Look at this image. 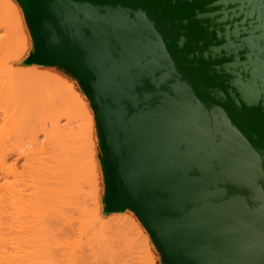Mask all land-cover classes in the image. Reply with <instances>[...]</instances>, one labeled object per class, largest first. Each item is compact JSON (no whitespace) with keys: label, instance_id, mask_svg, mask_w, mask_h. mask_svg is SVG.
Listing matches in <instances>:
<instances>
[{"label":"water","instance_id":"obj_1","mask_svg":"<svg viewBox=\"0 0 264 264\" xmlns=\"http://www.w3.org/2000/svg\"><path fill=\"white\" fill-rule=\"evenodd\" d=\"M18 1L91 99L109 211L165 264H264V0Z\"/></svg>","mask_w":264,"mask_h":264},{"label":"rangeland","instance_id":"obj_2","mask_svg":"<svg viewBox=\"0 0 264 264\" xmlns=\"http://www.w3.org/2000/svg\"><path fill=\"white\" fill-rule=\"evenodd\" d=\"M6 1L7 0H0V69L3 68V63L5 62L12 67V71L13 70H20V71L26 72L30 67H35L38 70V72L36 73V76L34 74V78H22V79H18V80L17 79L13 80V78H11L12 76H10V78H9V76H7L8 74H4L3 71L0 70V72L2 71L3 75H5V76H3L1 73V75L4 77V80L0 76L2 79V80L0 79L1 80L0 81L1 86L5 87V88L1 87L2 88L1 92H3V90L5 89V92H3V93H5V95L3 96L0 94V96L1 97L3 96L5 98H2V100H1V97H0V100L2 102L4 100L3 103L0 101V104L2 103L3 106L4 105L9 106V107H7L8 109L6 108L7 110H4V111L10 112L11 109L13 108L12 110L14 112L13 113L11 111L10 113L12 115H8V117L6 116L7 118H5L4 115H7L8 112L7 113L3 112V110L0 109V132H1V129H3L2 130L3 132L0 133V137L2 136L0 138V146H3V148L0 147V156L2 153L4 155L5 154L7 155V156L3 155L4 157L7 158L4 161V166L7 169L3 167L5 172L4 171L2 172L1 170H3V169L0 168V171H1L0 172V217H1L0 218V220H1L0 225L1 226L4 225L3 227L0 226L1 230H2V232H0V235H2V236H0L1 237L0 240L3 239V241H5L4 240L5 238H2V237H6V235L8 237L9 235L6 233L9 232V234L11 233L12 236L11 235L10 236L13 238V240H12V238H10V239L12 240V242L14 241L12 243L11 240L10 241H9V239L7 240V237H6L7 242L12 243V245H13L12 246L11 244H8V243L6 244L7 246L10 245L9 248L13 247L12 248L13 251L9 248L4 247L7 250L6 253H8V251H10V252L12 251V253H13V256L8 255L10 253L5 254L4 256H7V257L10 256L9 258L6 257L7 258L6 260L8 261V259H11L12 257H13V259L15 257L17 259L24 257L25 259L28 258V259H26V260H28V262L26 260L22 261V262L18 260L20 263L15 261V264H17V263L18 264H26V263L33 264L32 255L34 254L33 256H35L36 259L39 258L38 259L39 264L40 263H42V264H81V263H79V261L82 262V260H83L81 258L82 253L86 254L88 252H91L90 254L89 253L86 254L87 257L92 256L91 258H93V257H95V256H93L95 254H97L99 256L96 255L95 258L90 259V263H88L89 260H87L86 264L87 263L88 264H94L95 261H96L95 264L96 263L97 264H102V263H104V264L105 263H107V264H129V263L141 264L143 261L144 262L142 264H165L162 251L157 246V244L155 243L151 234L147 230L146 226L143 224V222L140 220V218L138 217V215L136 214V212L134 210H132L130 208H126V209L119 211V212H110L108 209V206L106 203V182H105L104 166H103L104 154H103V152L101 150V146H100L99 130H98L97 122H96L95 109L92 105L91 99L89 98V96L85 92V90H84L83 86L81 85V83L79 82V80L73 74H71L69 71H67L66 69L59 67V66L39 65V64H35L33 62V60L35 58V42H34V39L31 35V31H30L28 23H27V19L25 16L24 9L18 0H10L11 3L10 2L9 3L11 4V7L13 9H10L7 6V4H5L8 2V1L7 2ZM13 28L16 29L15 37L17 38L18 48L14 51V53L12 55H11V53L9 55L7 53V51H5V48L7 47V38L11 39V34L13 32L12 31ZM29 70H31V68ZM30 74H32V73H30ZM6 78H7V80H6ZM23 79H29V80L31 79L32 81H33V79H35L34 81L36 83L39 80L41 86L38 83L36 84V83H33L32 81L23 80ZM45 79H48L50 81L58 80L59 83L65 84L67 87H69L68 89L71 88L72 91L69 90L70 93L68 92L69 94L67 93L68 95L66 94V96L64 98V100L67 101L66 105L68 107H70L69 108V111H70L71 108L73 107V106H71V105H73V103H71V102L76 100V101H74V103H75L74 105H77V106H75L76 109L78 108V106L80 108V109L78 108L80 113H78L79 111L76 112V110H74L75 107H73L74 109L72 110V113H70L71 117L73 116L74 120L77 119L76 123H75V121H73L72 129H73V132L75 131V133L79 132L80 137L77 135H75V137H77V139L79 137L80 139H78V142H76L75 137H73V136L70 139H71L72 143L75 140L76 144H74L75 143L74 142L73 145H76V147L78 149L80 147H78L77 145L84 147V150H83L84 155H82V153H81L80 155L78 154V157L79 156L81 157V158L79 157V159L82 160V163L84 161L85 165L83 164V167L86 166V167H84L85 169L83 168V170L85 171L87 168V170L84 172L85 177L82 178L83 182L81 180L80 185H79V187H80L79 190L81 191V188L84 190V193L82 191V192H80V195L82 196L84 194L83 196L86 199H88L87 200L88 202L87 201L85 202L84 197H80V198H83L85 204H84V202H82V199H80L81 201L78 199L79 197L78 198L76 197V199H75V198H69V196H68L67 197L68 199L60 200L62 198H60V197L57 198L55 196H52L51 193L50 194H46V193L44 194L43 193V194H41L42 197L39 196V193H38L40 191L46 190L45 186H40V181L42 180V178H41V172H42L41 162H43L45 164L47 163L46 164L47 166L49 164L48 167H53L54 164L52 163L51 160H52V156L55 155V154L54 155L52 154L51 150H46L45 147H44V149L46 151L41 150L39 148H35V147L31 149V146L29 145L31 143L28 144V142H31V139H30L31 137L28 136V135L32 134V133L28 134V130L31 128V126H32L33 130L31 128V130H29V133H30V131H35V130L37 131V129L39 127L42 128L43 124H45V123L48 124V119L50 121L51 120L50 118H52L53 116L56 115V114L52 113L53 112V110L51 109V105H52L51 103L52 102L50 101L52 99L47 100V98H50L49 96L53 97V95H57L58 93H55L57 91H54L57 89L55 88V85L51 84L54 86V87H52L49 84L51 82L48 81V83H46ZM5 80H6V82L7 81L8 82L7 83L4 82V84H3L2 82ZM44 81L46 84L50 85V86L48 85L47 87H45L46 90L43 89L44 86L42 87V85L46 86V84H44ZM8 86H10V87H8ZM11 86H13L14 88ZM48 87H49V89H51L53 91L47 89ZM21 88L23 89V91H22L23 94L20 93L22 90ZM10 90L11 91L14 90V91L11 92ZM17 90H18V92H17ZM41 90H43V91H41ZM73 90H74V92H73ZM24 91L26 93H24ZM49 91H51V93ZM53 92L55 94H53ZM18 93H20V94L18 95ZM7 95H8V97H7ZM72 95L73 96L78 95L77 97L80 96V98H77L76 96H74V98H72L71 97ZM17 96H19L21 98H18ZM81 96L83 97L84 100L81 99L82 98ZM62 97H64V96H62ZM8 98H9V100H8ZM19 99L21 102L19 101ZM72 99H73V101H71ZM62 100H63V98L61 99V101ZM10 101H11V103H10ZM57 101H60V100H57ZM61 101H60V103H61ZM78 101H81V102H78ZM82 102L83 103L85 102L84 106L87 103L86 105L88 106L89 111L93 115V117L91 119L88 117L90 119V125H85V124H87L86 122L89 119L87 118V116H86L87 119L85 118V115H87L88 113L84 114V112H86L87 109L85 111L82 109L84 112L81 111L80 104ZM48 103H49V105H48ZM64 103H66V102H64ZM83 103H82V107L84 108ZM57 104L59 105V103H57ZM15 105H17V106H15ZM1 107L2 106L0 105V108ZM4 107H2V108H4ZM57 107H58L57 110L59 111L58 113H60L64 106L62 108H61V106H57ZM54 111H55V109H54ZM67 113L69 114V112H67ZM2 114H4L3 118H2ZM51 114H53L52 117H51ZM68 114L66 116L62 113V115L65 116V118H64L65 120H67V117L70 118V114H69V116H68ZM16 115H17V117H16ZM57 115H59V114H57ZM60 115H61V113H60ZM9 116H11V117H9ZM19 116L24 117V118L23 117L21 118L23 120L24 124H22L23 122H22V120H20ZM14 117L17 119L16 121L13 119ZM10 118H11V120H10ZM73 119H71V121ZM7 120H8V122H7ZM1 121H6V123L4 124V122H3V124H1L2 123ZM25 121H28V122H25ZM25 123L27 126H25ZM38 123H40V124H38ZM8 124H10V126ZM37 125H39V127ZM33 126H35V127L37 126V127L34 128ZM86 126H87V129H86ZM15 130H17V131H15ZM10 131H12V133ZM5 132H6V134H3ZM24 133H27V134H24ZM6 136H8V137H6ZM82 136L85 139L82 138ZM81 138H82V141H84V142L79 141V140H81ZM72 139H74V140L72 141ZM1 141H2L3 145L1 143ZM4 141H6V143H4ZM66 142L70 143L67 140H66ZM67 143H65V144H67ZM6 144L7 145L9 144V146H7ZM62 145H63V141H62ZM84 145H87V146H84ZM5 146H7V147H5ZM72 146L70 143V147L75 149V147H72ZM46 147H48V149H50V147H51V149L53 150V146L49 147V145H48ZM67 147L69 150V146H64V148H66V149H67ZM85 147L88 150H86ZM5 149H7V150H5ZM3 150H4V152H3ZM9 150L14 151V153L9 154ZM12 151H10V152H12ZM19 151H21L22 153L21 152L19 153ZM53 151H56V150L54 149ZM49 152H51V156L48 155ZM58 152L59 151H57V153ZM17 153H19V154H17ZM77 153H78V151H77ZM28 154H29V156L27 157ZM3 156H1L0 159H2ZM48 156L50 157V161L48 160L49 159ZM17 158H20V159H17ZM16 159L18 161H16ZM6 160H7L8 165L6 164ZM50 162H51V164H50ZM0 165L2 166L1 163H0ZM11 165L14 166L13 169L15 168L13 172L10 171V169H12ZM49 169H52V168H49ZM50 172H52V170L49 171V173ZM49 173H47V174H49ZM86 175H88V176H86ZM49 176H50V174H49ZM9 186H10V188H9ZM49 189L54 190L55 188L50 187ZM8 193H9V197L6 196V195H8ZM85 193L86 194L90 193V196L86 195ZM6 197H7V199H6ZM8 198L9 199L12 198V199L8 200ZM5 200L8 201V203H9V201L12 203L7 204V202H5ZM82 205H83V207H87V206L89 208L91 207L90 209L93 211V213H91L92 211L90 212L89 210L88 211L91 213V215H90V213H87L88 211H85L87 209L83 208ZM90 220H91V222H89ZM39 224H41L42 228L44 227L43 229H40L42 231H39V232H42L43 234H39V232H38L36 235L33 236L34 231L36 228H38L37 225H39ZM81 226H83V228ZM93 228H94V230H93ZM80 230L81 231L83 230L82 233ZM26 231L28 232V234H26L27 233ZM4 232H6V233H4ZM44 234H45V236H44ZM74 234H75V236H74ZM80 234H81V236L79 237ZM95 234L97 235V239H95ZM41 235H43L45 240H44V238L41 237ZM28 236L30 237L29 240H28ZM35 236L36 237L38 236L39 238L41 237L43 239L42 240L41 238L40 239L38 238L40 241L42 240V242H40V244H38L39 243L38 239H37L38 243H34L35 241L33 242ZM72 236H73V239H71ZM19 237L20 238L26 237L24 239L25 240L27 239V241H26L27 243H29V242L30 243L33 242V243L30 245L25 244V242H23L24 239L22 241V240H20ZM32 237H34V238H32ZM91 238L92 239L94 238V239L92 240ZM98 240L99 241L101 240V242H99ZM21 241L24 243V244L22 243V245L24 247L18 246V244L21 245L20 244ZM91 241L93 242V244ZM1 242H2V240H1ZM43 242H44V244H43ZM105 242H106V244H105ZM33 244H35V245H33ZM36 244L38 246H36ZM31 245L35 246L36 248H34ZM83 245H85L84 246L85 248H82ZM94 245H96L95 247H97V248H95ZM103 245H105V246H103ZM0 246H2V245H0ZM27 246H29V248ZM78 246H82V247H78ZM37 247H39V248L37 249ZM120 247H122V248H120ZM42 248H43V250H42ZM88 248L91 250L89 251ZM82 249H84V250H82ZM2 250L5 251V249H2ZM81 250H82V252H81ZM22 251H24V253L26 252L25 254L30 255V256L27 257V255H25V254L23 256ZM95 251H96V253H94ZM107 252H109V253H107ZM111 252H112V254L116 253V252L117 253L112 255ZM17 253H20V255H22V256H20L19 254H18L19 256L18 255L15 256V254H17ZM39 253H41L42 255ZM105 254H108V255L106 256ZM2 255L3 254H1L0 257H3L5 259V257ZM86 255H84V257ZM115 255H116V257H115ZM79 256H80V260L78 261ZM100 256L103 257V260L101 263L97 262V259ZM111 256H113L114 259H111ZM90 257H88V258H90ZM102 257H100V258L102 259ZM139 257H140V259H139ZM128 258H130V259H128ZM1 259L2 258H0V261H1ZM104 259L107 260V262ZM116 260H117V262H116ZM98 261H100V260L98 259ZM103 261H105V262H103ZM108 261H109V263H108ZM111 261H113L114 263ZM3 263H4V261H3ZM7 264H9V263H7ZM83 264H85V262Z\"/></svg>","mask_w":264,"mask_h":264},{"label":"bare ground","instance_id":"obj_3","mask_svg":"<svg viewBox=\"0 0 264 264\" xmlns=\"http://www.w3.org/2000/svg\"><path fill=\"white\" fill-rule=\"evenodd\" d=\"M7 1H8V2H7ZM7 1H6L7 3H5V4H7V6H8L10 9H13V8L11 7V4H10L11 2H10V0H7ZM9 2H10V3H9ZM5 7H6V6H5ZM12 31H13V32H12V34H11V39H8V38H7V47L5 48V51H7V53H8L9 55H10V53H11V55H12V54L14 53V51L18 48V46H17V44H18V42H17V38L15 37L16 29L13 28ZM9 55H8V56H9ZM8 66H9V67H8ZM10 67H11L10 65H8L7 63L4 62V63H3V68L0 69V70H2L4 74H8L7 76H9V78H10V76H12L11 78H13V80H15V79L18 80V79H22V78H34V74H35V76H36V73L38 72V70H37L35 67H30L31 70H29V69H30V68H29V69H28L29 71L27 70L26 72H24V71H20V70H13V71H12V67H11V68H10ZM22 69H23V68H22ZM23 70H24V69H23ZM2 71L0 72V76H1V77L3 78V80H4V77H3V76H5V75H3ZM16 72H17V73H16ZM1 73H2L3 76L1 75ZM21 73H22V74H21ZM30 73H32V74H30ZM29 74H30V75H29ZM1 77H0V79H1ZM1 80H2V79H1ZM1 80H0V81H1ZM6 80H7V78H6ZM6 80L3 81L2 83L4 84V82H6ZM8 80H9V79H8ZM23 80H29V79H23ZM34 80H35V79H33V81H32V80L30 79L29 81H32L33 83H36ZM37 80H38V79H37ZM11 81H12V80H11ZM20 81H21V80H20ZM45 81H46V83H48V81L51 82V83H49V84H50V85H51V84L55 85V88L57 89V90H54V91H57V92H55V93H58L57 95H53V97H52V96H49L50 98H47V100H48V99H52V100H50V101L52 102V103L50 102V103L52 104V105H51V109L53 110L52 113H53V114H56V115H55L56 117H55V116L52 117L53 114H51V117H52V118H50V119H51L50 121H49V119H48V124H47V123L43 124L42 128L39 127V125H37V126L39 127V128H38L39 130L37 129V131L34 129L35 131H30V133H29V130H31L32 126H31L30 129L27 127V128L29 129V130L27 129V130H28V134H31V133H32L31 135H28V136L31 137V138H30V139H31V142H28V144L31 143V144H29V145L31 146V149L35 147V148H39V149H41V150H45V149H44V147H45L46 150H51V152H52L53 155L55 154L54 156H52V160H51L52 163L54 164V165L52 164L53 167H48L49 164H48V166H47V165H46L47 163L45 164V163L41 162V164H42V165H41V166H42V168H41V169H42V172H41V178H42V180L40 181V186H45V187H46V190H45V191H40V192H38V193H39V196H41V194H43V193H44V194H45V193H46V194H50V193H51L52 196H55V197H57V198H59V197L62 198V199H60V200L68 199V198H67L68 196H69V198H75V199H76V197H77V198L79 197L78 199H79V200L82 199V202H84L83 198H80V197H84V196H83L84 194H83L82 196L80 195V192L83 191V193H84V190L81 188V191H80V190H79V189H80L79 185H80V182H81L82 178L85 177V176H84V174H85L84 172L87 170V168H86L85 171L83 170V168L86 167V166L83 167L84 161H83V163H82V160L79 159L80 156L78 157V154L80 155V154L82 153V155H84V154H83V152H84V151H83V150H84V147H82V146H80V145H77L78 147H80V148L78 149V148L76 147V145H73V143L75 142V140H76V142H78V139H80V138H79V137H80V136H79L80 134H79V132H76V133H75V131L73 132L72 124H73V121H75V123H76L77 119L74 120V119H73V116L71 117V114H70V113H72V110L74 109L73 107L77 106V105H74V104H75L74 101H76V100H74V101H73V99L71 100V101H73V102H71V103H73V105H71V106H73V107H72L71 110L69 111V108H70V107H68V106L66 105V104H67V101H65L64 98H65L66 94L69 92V90L72 91V89H71V88L68 89L69 87H67L65 84L59 83L58 80H56V81H55V80L50 81V80H48V79H45ZM45 81H44V84H46ZM7 82H8V81H7ZM7 82H6V83H7ZM18 82H19V81H18ZM21 82H22V81H21ZM11 83H12V82H11ZM37 83L41 86L39 80L37 81ZM37 83H36V84H37ZM3 84H2V85H3ZM31 84H32V83H31ZM49 84H46V86H45V85H42V87L44 86L43 89L46 90L45 87H47ZM50 85H49V86H50ZM53 85H51V86L54 87ZM23 86H24V85H23ZM34 86H35V85H34ZM37 86H38V85H37ZM1 87H4V86H1V82H0V94L4 96L5 93H3V92H5V89H4L5 87L3 88V89H4L3 92H1V89H2ZM8 87H10V86H8ZM11 87H13V86H11ZM52 87H51V88H52ZM13 88H14V87H13ZM15 88H16V87H15ZM17 88H18V87H17ZM29 88H30V87H29ZM40 88H41V87H40ZM55 88H54V89H55ZM21 89H22V88H21ZM41 89H42V88H41ZM47 89H49V87H48ZM52 89H53V88H52ZM8 90H9V89H8ZM39 90H40V89H39ZM49 90H51V89H49ZM10 91H11V90H10ZM13 91H14V90H13ZM13 91H11V92H13ZM22 91H23V89L21 90L20 93L23 94ZM33 91H34V90H33ZM41 91H43V90H41ZM51 91H53V90H51ZM51 91H49V92L51 93ZM58 91H59V92H58ZM17 92H18V90H17ZM73 92H74V90H73ZM2 93H3V94H2ZM20 93H18V95H19ZM24 93H26V92L24 91ZM44 93H45V92H44ZM44 93H43V94H44ZM55 93L53 92V94H55ZM59 93H60V94H59ZM69 93H70V92H69ZM69 93H68V94H69ZM6 94H7V93H6ZM43 94H42V95H43ZM68 94H67V95H68ZM35 95H36V94H35ZM42 95H41V96H42ZM45 95H46V94H45ZM47 95H48V94H47ZM51 95H52V94H51ZM3 96H2V97L0 96V97H1V100H2V98H5V97H3ZM24 96H25V95H24ZM36 96H37V95H36ZM62 96H64V97H62ZM74 96H76V95H74ZM74 96L72 95L71 97L74 98ZM77 96H78V95H77ZM77 96H76V97H77ZM7 97H8V95H7ZM17 97H18V98H21V97H19V96H17ZM51 97H52V98H51ZM81 97H82V96H81ZM25 98H26V97H25ZM32 98H33V97H32ZM37 98H38V97H37ZM44 98H45V97H44ZM62 98H63L64 101H63V100L61 101ZM77 98H80V96L77 97ZM23 99H24V98H23ZM81 99L84 100L83 97H82ZM1 100H0V101H1ZM8 100H9V98H8ZM27 100H28V99H27ZM27 100H26V101H27ZM33 100H34V99H33ZM57 100H60L61 103H60V101H57ZM78 100H79V99H78ZM82 100H81V101H82ZM6 101H7V100H6ZM19 101H20V99H19ZM44 101H45V100H44ZM81 101H78V102H81ZM1 102H2V101H1ZM3 102H4V100H3ZM3 102H2V103H3ZM13 102H14V101H13ZM20 102H21V101H20ZM20 102H19V103H20ZM27 102H28V101H27ZM64 102H66V103H64ZM2 103H1L0 105H1L2 107H4L5 105L3 106ZM10 103H11V101H10ZM14 103H15V102H14ZM40 103H41V102H40ZM45 103H46V102H45ZM57 103H59V105H58ZM62 103H63V104H62ZM82 103H83V102H82ZM82 103H81V104L79 103V104H80V107H81V111H83V110L85 111V110L87 109L88 112H87V111H86V112L83 111L84 114H85V113H86V114L88 113L87 115H85V118H86V116H87V118L89 117V118L91 119V118L93 117V115H92L91 112L89 111L88 106L86 105L87 103L85 104V106H84V103H85V102L83 103V106H84L85 109L82 107ZM5 104H6V103H5ZM26 104H27V103H26ZM46 104H47V103H46ZM55 104H56V105H55ZM22 105H23V104H22ZM22 105H21V106H22ZM39 105H40V104H39ZM48 105H49V103H48ZM15 106H17V105H15ZM15 106H14V107H15ZM46 106H47V105H46ZM52 106H53V107H52ZM57 106H61V108H62L63 106L65 107V108L63 107L62 111L60 112L61 115H60V113H58L59 111L57 110V108H58ZM69 106H70V105H69ZM2 107H1L0 109H2L3 112H6V113L8 112L7 115H4L5 113L2 114V118H3L4 116H5V118H7L8 115H12L10 112H11V111L13 112V110H12L13 108H12L11 111L9 112V111H4V110H7V109H8L7 107H9V106H5L4 108H2ZM12 107H13V106H12ZM19 107H20V106H19ZM55 107H56V108H55ZM6 108H7V109H6ZM21 108H22V107H21ZM24 108H25V107H24ZM39 108H40V107H39ZM78 108H79V106H78ZM78 108L76 109V107H75L74 110H76V112H77V111H79ZM14 109H15V108H14ZM25 109H26V108H25ZM54 109H55V111H54ZM79 109H80V108H79ZM82 109H83V110H82ZM23 110H24V109H23ZM21 111H22V110H21ZM1 112H2V111H1ZM3 112H2V113H3ZM16 112H17V111H16ZM19 112H20V111H19ZM32 112H33V111H32ZM56 112H57V113H56ZM67 112H69V114H70V118L67 117V120H65V119H64V118H65L64 115L67 116V114H68ZM9 113H10V114H9ZM13 113H14V112H13ZM17 113H18V112H17ZM20 113H21V112H20ZM20 113H19V114H20ZM33 113H34V112H33ZM62 113H63L64 115H62ZM78 113H80V111H79ZM57 114H59V115H57ZM69 114H68V116H69ZM84 114H83V115H84ZM3 115H4V116H3ZM83 115H82V116H83ZM6 116H7V117H6ZM13 116H14V115H13ZM78 116H79V115H78ZM9 117H11V116H9ZM16 117H17V115H16ZM19 117H20V116H19ZM19 117H18V118H19ZM22 117H23V116L20 117V120H22V119H21ZM5 118H4V119H5ZM23 118H24V117H23ZM62 118H63L65 121H64ZM87 118H86V119H87ZM89 118H88V119H89ZM13 119H14L15 121L17 120L15 117H14ZM61 119H62L63 121H62ZM71 119H73V120L71 121ZM81 119H82V118H81ZM90 119L86 122L87 124H85V125H90ZM5 120H6V119H5ZM10 120H11V118H10ZM30 120H31V119H30ZM15 121H14V122H15ZM85 121H86V120H85ZM1 122H2L1 124H3V122H4V124L6 123V121H1ZM7 122H8V120H7ZM12 122H13V121H12ZM12 122H11V123H12ZM22 122H23V120H22ZM25 122H28V121H25ZM64 122H65V123H64ZM82 122H83V121H82ZM11 123H10V124H11ZM75 123H74V124H75ZM10 124H8V125L10 126ZM22 124H24V122H23ZM38 124H40V123H38ZM28 125H29V124H28ZM33 125H34V124H33ZM9 126H8V127H9ZM25 126H27L26 123H25ZM37 126H36V127H37ZM33 127L36 128L35 126H33ZM15 128H16V127H15ZM86 129H87V126H86ZM2 130H3V129H1V132H3ZM10 130H11V129H10ZM12 130H13V129H12ZM25 130H26V129H25ZM32 130H33V128H32ZM15 131H17V130H15ZM1 132H0V133H1ZM10 132L12 133V131H10ZM74 133H75V134H74ZM3 134H6V132L3 133ZM15 134H16V133H15ZM24 134H27V133H24ZM73 134H74V135H73ZM75 135L79 136L78 139H77V137H75ZM26 136H27V135H26ZM28 136H27V137H28ZM72 136L75 137V140L72 139V141L74 140L73 143L71 142V139H70V138H72ZM1 137H2V136H1ZM1 137H0V138H1ZM6 137H8V136H6ZM68 138H69V139H68ZM82 138H84V137L82 136ZM82 138H81V140H79V141L84 142V141H82ZM86 138H87V137H86ZM10 139H11V138H10ZM10 139H9V140H10ZM65 139H66L68 142H70V143H71V146L73 145L72 147H75L76 150H75L74 148H71V147H70V143H67ZM84 139H85V138H84ZM1 140H2V139H1ZM28 140H29V139H28ZM88 140H89V139H88ZM29 141H30V140H29ZM62 141H63V145H62ZM89 141H90V140H89ZM10 142H11V141H10ZM76 142H75L74 144H76ZM1 143H2V141H1ZM4 143H6V141H4ZM8 143H9V142H8ZM65 143H67L68 145L65 144ZM9 144H10V143H9ZM9 144H8V145L6 144V145L9 146ZM64 144H65V145H64ZM88 144H89V143H88ZM2 145H3V143H2ZM4 145H5V144H4ZM32 145H33V146H32ZM48 145H49V147H50V146H53V150L55 149L56 151H53V150L51 149V147H50V149H48V147H46V146H48ZM81 145H82V144H81ZM7 146H5V147H7ZM64 146H69V150H68V147H67V149H66V148H64ZM84 146H87V145H84ZM0 147L3 148V146H0ZM81 147H82L83 149H82ZM2 148H1V149H2ZM10 148H11V147H10ZM70 148H71V149H70ZM85 148H86V147H85ZM11 149H12V148H11ZM77 149H78V150H77ZM80 149H81V150H80ZM5 150H7V149H5ZM46 150H45V151H46ZM86 150H88V149L86 148ZM10 151H12V150H9V154H10V153H14V151H12V152H10ZM57 151H59V152L57 153ZM77 151H78V153H77ZM3 152H4V150H3ZM7 152H8V151H7ZM20 152H21V151H19V153H20ZM51 152H49L50 154L48 153V155L51 156ZM86 152H87V151H86ZM15 153H16V152H15ZM19 153H17V154H19ZM21 153H22V152H21ZM32 153H33V152H32ZM23 154H24V153H23ZM33 154H34V153H33ZM3 155H4V154L2 153L1 156H3ZM5 155H6V154H5ZM5 155H4V156H5ZM25 155H26V154H25ZM1 156H0V157H1ZM4 156L2 157V159H0V161H1L0 163L2 164V166L0 165V168H1V169H3V167L6 168V167L4 166V161H5V159H7V158L4 157ZM6 156H7V155H6ZM22 156H23V155H22ZM28 156H29V154L27 155V157H28ZM23 157H24V156H23ZM48 157H49V156H48ZM83 157H84V156H83ZM8 158H9V157H8ZM20 158H21V157H20ZM20 158H17V159H20ZM80 158H81V157H80ZM17 159H16V161H18ZM47 159H48V158H47ZM48 160L50 161V157H49ZM47 162H48V161H47ZM8 163H9V162H8ZM48 163H49V162H48ZM6 164H7V160H6ZM50 164H51V162H50ZM7 165H8V164H7ZM7 165H6V166H7ZM9 165H10V164H9ZM84 165H85V164H84ZM11 166H12V165H11ZM7 167H8V166H7ZM13 167H14V166H12V169H10V171H12V172H13L14 169H15V168L13 169ZM49 168H52V169H49ZM6 169H7V168H6ZM84 169H85V168H84ZM51 170H52V172L49 173V171H51ZM1 171H2V172H3V171L5 172L4 169L1 170ZM1 171H0V172H1ZM6 171H7V170H6ZM88 171H89V170H88ZM12 172H11V173H12ZM7 173H8V172H7ZM47 173H49L50 176H49V174H47ZM88 173H89V172H88ZM5 174H6V173H5ZM3 175H4V174H3ZM88 175H89V174H88ZM88 175H86V176H88ZM48 176H49V177H48ZM84 180H85V179H84ZM86 180H87V179H86ZM82 182H83V180H82ZM50 187H51V188L54 187L55 189H54V190L49 189ZM9 188H10V186H9ZM43 190H44V189H43ZM85 194H86V193H85ZM11 195H12V194H11ZM86 195H89V196H90V193H89V194L87 193ZM86 195H85V196H86ZM6 196L9 197V193H8V195H6ZM89 196H88V197H89ZM7 197H6V199H7ZM41 197H42V196H41ZM11 199H12V198H11ZM11 199L8 198V200H11ZM78 199H77V200H78ZM84 199H85V202L88 200V199H86L85 197H84ZM71 200H72V199H71ZM80 201H81V200H80ZM5 202H7V204H11V203H12V202H10V201H9V203H8V201H6V200H5ZM85 202H84V204H85ZM87 202H88V201H87ZM7 204H6V205H7ZM7 206H8V205H7ZM9 206H10V205H9ZM80 206H81V205H80ZM82 207H83V205H82ZM83 208H86V209H87V210H85V211H88V210H89L90 212L92 211V210L90 209L91 207L89 208V207L87 206V207H83ZM83 208H82V209H83ZM88 208H89V209H88ZM80 210H81V209H80ZM89 211H88L87 213H90ZM80 213H81V212H80ZM91 213H93V211H92ZM91 213H90V215H91ZM90 215H89V216H90ZM81 217H82V216H81ZM90 217H91V216H90ZM0 218H1V217H0ZM0 221H1V220H0ZM3 222H4V221H3ZM3 222H2V223H3ZM89 222H91V220H90ZM0 223H1V222H0ZM2 225H3V224H2ZM39 225H40V226H39ZM39 225H37L38 228H36L37 226L35 227L36 229H35V231H34L33 236L36 235L39 231H42V230H40V229H43V228H44V227L42 228L41 224H39ZM0 226H1V225H0ZM3 226H4V225H3ZM3 226H1V227H3ZM1 227H0V230H1ZM39 227H40V228H39ZM81 227L83 228V226H81ZM37 230H38V231H37ZM93 230H94V228H93ZM93 230H92V231H93ZM95 230H96V229H95ZM36 231H37V232H36ZM80 231H81V230H80ZM82 231H83V230H82ZM82 231H81V233H82ZM92 231H91V232H92ZM0 232H2V230H1ZM21 232H22V231H21ZM21 232H20V233H21ZM26 232H27V231H26ZM94 232H95V231H94ZM4 233H6V232H4ZM4 233H3V234H4ZM44 233H45V232H44ZM97 233H98V232H97ZM97 233H96V234H97ZM6 234L9 235L8 237H7V235H6L7 240L9 239V241H10V240H11L10 238H12V237H11V236H12L11 233L9 234V232H8V233H6ZM21 234H22V233H21ZM26 234H28V232H27ZM39 234H43V233H42V232H39ZM96 234H95V239H97V235H96ZM120 234H121V233H120ZM10 235H11V236H10ZM91 235H92V234H91ZM0 236H2V235H0ZM4 236H5V235H4ZM23 236H24V235H23ZM25 236H26V235H25ZM38 236H39V235H38ZM38 236H37V237L35 236V238H34V237H32V238H34V240H33V242L35 241L34 243H38V242H39L38 244H40V242H42V240H43L42 238H44V237H43V235H41L42 238H41V237H40V238H41L42 240L40 241V240H39L40 238H39ZM44 236H45V234H44ZM74 236H75V234H74ZM80 236H81V234L79 235V237H80ZM119 236H120V235H119ZM6 237H2V238H5V239H4L5 241H3V239H1V240H2V242H1V240H0V245H2V246H0V247H1V248H0V250H1V251H0V252H1L0 255L3 254L2 256H4L5 254L10 253V254H8V255H12V256H13V253H12V251H13L12 248H13V247H12V248H9L10 245H8V246L6 245L7 243L12 245V243L14 242V241L12 242L13 238H12V240H11L12 243H9V242H7V240H6ZM20 237H21V236H20ZM20 237H19V238H20ZM26 237H27V236H26ZM26 237H24V238H26ZM0 238H1V237H0ZM24 238H20V240L23 241ZM29 238H30V237L28 236V240H29ZM38 238H39V239H38ZM37 239H38L39 241H38ZM71 239H73V236L71 237ZM91 239H92V238H91ZM93 239H94V238H93ZM93 239H92V240H93ZM98 239H99V238H98ZM105 239H106V238H105ZM105 239H104V240H105ZM18 240H19V239H18ZM20 240H19V241H20ZM31 240H32V239H31ZM44 240H45V238H44ZM79 240H80V239H79ZM104 240H103V241H104ZM22 241L20 242L21 245L18 244L19 247H20V246H21V247H24V246L22 245L23 242H25V244H29V245L33 243L32 241H31L32 243H30V242L27 243V242H26L27 239H26V240L24 239L23 242H22ZM37 241H38V242H37ZM73 241H74V240H73ZM95 241H96V240H95ZM98 241H99V240H98ZM103 241H102V242H103ZM87 242H88V241H87ZM91 242H92V241H91ZM99 242H101V240H100ZM2 243H3V244H2ZM66 243H67V242H66ZM88 243H89V242H88ZM23 244H24V243H23ZM43 244H44V242H43ZM92 244H93V242H92ZM102 244H103V243H102ZM105 244H106V242H105ZM33 245H35V244H33ZM33 245H31V246H33ZM96 245H97V244H96ZM96 245H94V247H95ZM129 245H130V244H129ZM132 245H133V244H132ZM12 246H13V245H12ZM18 246H17V247H18ZM36 246H38V245L36 244ZM84 246H85V245H83V247H82V246H78V247L85 248ZM103 246H105V245H103ZM134 246H135V245H134ZM4 247L9 248V249H11L12 251H11V252L8 251V253H6L7 250H6V248H4ZM27 247L29 248V246H27ZM33 247L36 248L35 246H33ZM86 247H87V246H86ZM101 247H102V246H101ZM101 247H100V248H101ZM112 247H113V246H112ZM118 247H119V246H118ZM15 248H16V247H15ZM38 248H39V247H37V249H38ZM95 248H97V247H95ZM108 248H109V247H108ZM120 248H122V247H120ZM2 249H5V251L2 250ZM9 249H8V250H9ZM116 249H117V248H116ZM116 249H115V250H116ZM16 250H17V249H16ZM19 250H20V249H19ZM19 250H18V251H19ZM42 250H43V248H42ZM42 250H41V251H42ZM82 250H84V249H82ZM82 250H81V252H82ZM88 250L90 251L91 249L88 248ZM93 250H94V249H93ZM100 250H101V249H100ZM115 250H114V251H115ZM141 250H142V249H141ZM116 251H117V250H116ZM2 252H3V253H2ZM4 252H5V253H4ZM20 252H21V251H20ZM22 252H23V256H24V254H25L26 252H25V253H24V251H22ZM84 252H85V251H84ZM88 253L90 254L91 252H88ZM88 253H86V254H88ZM94 253H96V251H95ZM107 253H109V252H107ZM116 253H117V252H116ZM116 253H113V254H116ZM18 254L20 255V253H17V254H15V256L18 255ZM36 254H37V253H36ZM36 254H35V255H36ZM39 254H41V253H39ZM80 254H81V253H80ZM80 254H79V255H80ZM86 254H83V253H82V256H81V258L83 259V260L81 259L82 262L79 261V260H80V256H79V258H78L79 263L83 264V263L85 262V264H86V261H87V260H89L88 263H90V259L95 258L96 255H97V254L93 255V256H95V257H93V258H91L92 256H91V257L88 256V257H90V258H88ZM103 254H104V253H103ZM111 254H112V252H111ZM113 254H112V255H113ZM119 254H120V253H119ZM131 254H132V253H131ZM19 255H18V256H19ZM25 255H27V254H25ZM33 255H34V254H33ZM33 255H32V257H33V264H34V263H35V264H39V262H38V259H39L38 257H39V256L37 257L38 259H36V257L33 256ZM41 255H42V254H41ZM84 255H86V256L84 257ZM91 255H92V254H91ZM105 255L107 256L108 254H105ZM12 256H11V257H12ZM20 256H22V255H20ZM28 256H30V255H27V257H28ZM97 256H99V255H97ZM122 256H123V255H122ZM134 256H135V255H134ZM4 257H5V259H4L3 257H0V258H2V259H1L2 262L0 261V264H7V263H9V264H13V263H14V264H15V261H17V262L21 261V262H22V261H25L26 259H28V258L25 259L24 257L17 259V258L15 257V258L17 259V260H16L15 258L13 259V257H12L11 259H8V261H7L6 259L9 258L10 256H9V257L4 256ZM6 257H7V258H6ZM25 257H26V256H25ZM40 257H41V256H40ZM100 257H102V256H100ZM100 257H99V258L97 257L100 261H98L97 258H96V259H97V262H100V263H101L102 260H103V257H102V259H101ZM115 257H116V255H115ZM117 257H118V256H117ZM132 257H133V256H132ZM23 258H24V259H23ZM85 258H86V259H85ZM87 258H88V259H87ZM104 258H105V257H104ZM106 258H107V257H106ZM108 258H109V257H108ZM120 258H121V257H120ZM135 258H136V257H135ZM22 259H23V260H22ZM30 259H31V258H30ZM40 259H41V258H40ZM96 259H95V260H96ZM111 259H114L113 256H111ZM124 259H125V258H124ZM128 259H130V258H128ZM128 259H127V260H128ZM139 259H140V257H139ZM12 260H13L14 262H13ZM18 260H19V261H18ZM34 260H35V261H34ZM104 260H105V259H104ZM3 261H4V263H3ZM26 261L28 262V260H26ZM105 261L107 262V260H105ZM105 261H103V262H105ZM129 261H130V260H129ZM134 261H135V260H134ZM138 261H139V260H138ZM36 262H37V263H36ZM95 262H96V261H95ZM95 262H94V264H95ZM111 262H113V261H111ZM116 262H117V260H116ZM125 262H126V261H125ZM143 262H144V261H143ZM143 262H142V263H143ZM19 263H20V262H19ZM23 263H24V262H23ZM88 263H87V264H88ZM91 263H92V262H91ZM108 263H109V261H108ZM113 263H114V262H113ZM142 263H141V264H142ZM17 264H18V263H17ZM26 264H28V263H26ZM40 264H42V263H40ZM96 264H97V263H96ZM102 264H104V263H102ZM105 264H107V263H105ZM129 264H132V263H129Z\"/></svg>","mask_w":264,"mask_h":264},{"label":"snow or ice","instance_id":"obj_4","mask_svg":"<svg viewBox=\"0 0 264 264\" xmlns=\"http://www.w3.org/2000/svg\"><path fill=\"white\" fill-rule=\"evenodd\" d=\"M261 7H264V5H261ZM245 8L251 10L252 8L251 0H248L247 3L243 4L242 7L239 9V11L243 12ZM253 23L255 24L256 21H253ZM259 28L264 30V12H262L261 17H260ZM261 39H264V32H262ZM260 155L262 158H264V153H261ZM246 179L249 183H254L257 180V175L250 172L248 176L246 177ZM259 182L262 185H264V172H261L259 174Z\"/></svg>","mask_w":264,"mask_h":264}]
</instances>
